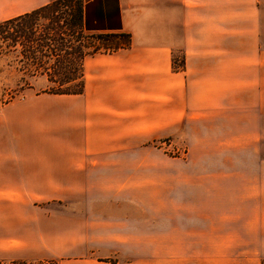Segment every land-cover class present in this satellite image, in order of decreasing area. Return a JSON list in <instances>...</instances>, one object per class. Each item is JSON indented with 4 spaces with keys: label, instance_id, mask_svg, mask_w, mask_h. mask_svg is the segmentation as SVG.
Masks as SVG:
<instances>
[{
    "label": "crops",
    "instance_id": "obj_1",
    "mask_svg": "<svg viewBox=\"0 0 264 264\" xmlns=\"http://www.w3.org/2000/svg\"><path fill=\"white\" fill-rule=\"evenodd\" d=\"M54 1L0 0V21ZM82 2L130 44L84 59L81 94L1 110L0 259L264 264V0Z\"/></svg>",
    "mask_w": 264,
    "mask_h": 264
},
{
    "label": "trees",
    "instance_id": "obj_2",
    "mask_svg": "<svg viewBox=\"0 0 264 264\" xmlns=\"http://www.w3.org/2000/svg\"><path fill=\"white\" fill-rule=\"evenodd\" d=\"M71 0H56L50 4L33 10L29 13L5 20L0 23L1 42H14L15 39L28 37L25 33L27 24L31 23L30 18L39 15L41 12L51 8L60 7L59 5L70 2ZM70 27H73L75 34L71 44L62 37L57 38H37L35 47H25L22 44L20 59L25 60V65L33 69H24L20 78L21 87L31 88L28 79L43 78L45 87L39 93L50 95H79L83 91V60L85 57L99 52L111 53L120 49H125L130 44V37L125 33H90L86 29L83 21V2L77 0L72 8ZM9 30L12 32L9 33ZM30 38H28L29 40ZM54 41V46L51 45ZM32 42V41H31ZM3 49L0 48V53ZM52 60V61H51ZM21 61V60H20ZM20 63H24L23 61ZM46 66H50L46 68ZM174 70L183 69L184 59L177 61L172 59ZM12 99L9 96L7 102ZM5 102V104L7 103ZM4 104V103H3ZM0 264H2L0 262ZM6 264H57L53 261H25L14 260Z\"/></svg>",
    "mask_w": 264,
    "mask_h": 264
},
{
    "label": "rangeland",
    "instance_id": "obj_3",
    "mask_svg": "<svg viewBox=\"0 0 264 264\" xmlns=\"http://www.w3.org/2000/svg\"><path fill=\"white\" fill-rule=\"evenodd\" d=\"M76 3L77 0H71L69 3L65 2L59 5L60 7L51 8L50 10L44 11L43 13L41 12L39 15L32 16L30 18L31 23L27 24L25 30V33L28 36L26 37L25 40H22V38H18L15 39V43L8 41L1 42L0 40V48L3 49L1 52H5V53H0V112L3 108H5L6 106L10 105L13 102L21 101L25 97L31 95L33 96V95L41 94L39 93V91L43 90V88L45 87V80L43 78L28 79L27 81L28 83H30L31 88H27V89L24 88L23 90L20 89L21 83L19 81L20 78L22 77V72H24V69H33V67L29 66L28 64L25 65L24 59L23 60L20 59L22 44L25 47H35L36 39L43 37L45 38L47 37L51 40L52 38L62 37L67 42H70L71 44H75L73 42L74 40L73 38L75 34L73 33V27H70V24L72 22L71 11L73 6L76 5ZM4 21L5 20L0 21V23ZM11 32L12 31L9 30V33ZM28 38L30 39L28 40ZM54 43H55L54 41H51L52 46H54ZM97 54H105V53L99 52ZM178 57H180V54L178 52H175L174 59L179 61L180 58ZM22 61L24 62L23 64L20 63ZM49 67L50 66H46V68ZM9 96H12V99L9 102H7ZM5 102L7 103L5 104ZM151 147L159 150L158 153L167 162H181L185 160L187 157L186 146L182 143H178L177 141L171 138L156 140L152 142ZM256 147H260L262 149L261 152L264 153V139L261 140L260 143H256ZM175 152H177L179 156L175 155L174 154ZM262 153H260L261 156H264V154ZM256 161H258L257 154H256ZM55 207L58 208L59 206L57 205L54 206L53 208ZM147 238L149 239V237ZM13 245L17 247V244H13ZM142 253L144 257V264H149L150 251L144 250ZM9 261H14V260L7 259L5 257L0 259V262L2 264H6ZM37 261H53L58 264V259L56 258L34 260L32 262H37ZM109 261H113V260L110 259Z\"/></svg>",
    "mask_w": 264,
    "mask_h": 264
},
{
    "label": "built area",
    "instance_id": "obj_4",
    "mask_svg": "<svg viewBox=\"0 0 264 264\" xmlns=\"http://www.w3.org/2000/svg\"><path fill=\"white\" fill-rule=\"evenodd\" d=\"M169 148V147H168ZM170 149V148H169ZM175 155L179 156L177 152L174 153Z\"/></svg>",
    "mask_w": 264,
    "mask_h": 264
}]
</instances>
